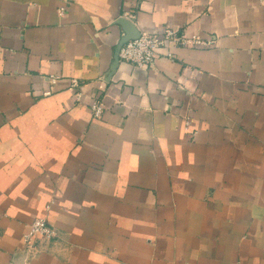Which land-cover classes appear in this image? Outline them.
Wrapping results in <instances>:
<instances>
[{
	"label": "crops",
	"instance_id": "obj_1",
	"mask_svg": "<svg viewBox=\"0 0 264 264\" xmlns=\"http://www.w3.org/2000/svg\"><path fill=\"white\" fill-rule=\"evenodd\" d=\"M0 264H264V0H0Z\"/></svg>",
	"mask_w": 264,
	"mask_h": 264
},
{
	"label": "built area",
	"instance_id": "obj_2",
	"mask_svg": "<svg viewBox=\"0 0 264 264\" xmlns=\"http://www.w3.org/2000/svg\"><path fill=\"white\" fill-rule=\"evenodd\" d=\"M63 13V9L61 10ZM215 42L211 38H201L200 36H186L179 34L176 30L170 27H164L160 33L149 34L141 33L140 38L130 40L120 50V60L130 63L139 68H147L154 66L161 50L171 45L182 46H198L202 48H211ZM59 76H53L51 83L55 84L59 80ZM80 88V83L74 80L71 89L77 91ZM51 94V92H48ZM105 110L104 103L96 101L92 105V111L95 118L103 115ZM57 237L56 230L49 224L46 217H38L32 223L29 232L24 237V243L30 249L32 243L43 238L53 240Z\"/></svg>",
	"mask_w": 264,
	"mask_h": 264
},
{
	"label": "water",
	"instance_id": "obj_3",
	"mask_svg": "<svg viewBox=\"0 0 264 264\" xmlns=\"http://www.w3.org/2000/svg\"><path fill=\"white\" fill-rule=\"evenodd\" d=\"M118 24H120L124 31H125V36L123 37V39L121 40L118 48H117V52H116V57H115V61L114 64L112 66V72L110 73V76L113 75V73L116 71L119 63H120V50L123 47L124 44H126L128 41L130 40H136L138 38H140L141 36V32L137 29V27L135 26L134 22L127 19V18H120L118 20Z\"/></svg>",
	"mask_w": 264,
	"mask_h": 264
}]
</instances>
